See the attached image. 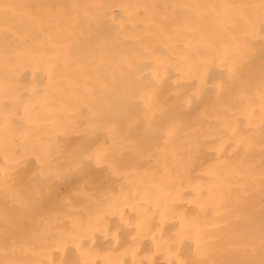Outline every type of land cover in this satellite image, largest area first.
<instances>
[{
  "label": "bare ground",
  "instance_id": "6f19581e",
  "mask_svg": "<svg viewBox=\"0 0 264 264\" xmlns=\"http://www.w3.org/2000/svg\"><path fill=\"white\" fill-rule=\"evenodd\" d=\"M259 2L0 0L19 5L130 6L116 9L128 23L122 25L115 46L94 50L89 49L94 25L79 9L42 26L32 23L28 10L17 9L7 19L0 10V261L124 264L133 257L114 239L117 228L145 238L154 223L166 227L165 241L179 234L198 264H228L244 258L234 242L247 227L252 205L258 222L264 197L259 180L264 121L260 60L257 56L250 62L242 51V42L253 37L232 26L239 15L235 9L194 10L177 29L161 18V9L151 6ZM143 5L149 7H137ZM216 12L219 23L213 20ZM255 42L258 45V36ZM147 62L153 63L165 89L176 86L169 73L178 77L181 86L190 87L199 83L206 70L222 75L234 64L255 73L256 87L237 86L208 97L167 144L161 141L159 148L142 156L117 152L116 158L128 163L115 173L94 167L86 179H59L68 171L71 154L85 141L113 144L114 128L100 131L96 140L91 135L97 131L94 122L101 118L120 123L104 97L120 83L122 73ZM137 103L138 119L152 116L151 98L146 103L138 98ZM244 137L254 141L251 159L236 142ZM37 153L41 163L36 162ZM5 170L24 178L35 175L51 189L38 212L16 215L7 238L2 221ZM130 217L138 219L128 224ZM164 248L165 242L160 241L154 258L167 259L160 254ZM148 250L145 245L144 251Z\"/></svg>",
  "mask_w": 264,
  "mask_h": 264
},
{
  "label": "snow or ice",
  "instance_id": "6c2138e0",
  "mask_svg": "<svg viewBox=\"0 0 264 264\" xmlns=\"http://www.w3.org/2000/svg\"><path fill=\"white\" fill-rule=\"evenodd\" d=\"M125 5L98 4V5H64V4H39V5H19L11 3H0V10H3L5 18L17 9L28 10L29 18L36 25H44L54 17L68 16L70 10H81L88 19L90 25H94V38L89 41V49L94 50L108 45H113L118 41L122 25L128 23L123 15L117 13L116 9H122ZM147 8L149 6H137ZM153 8L161 9V18L168 21L170 25H175L177 29L185 19H190L195 11L206 13L208 9H235L239 15L232 21L233 27H239L247 36L251 35L252 40L242 42L244 57L250 62L259 57V89L262 100V110H264V0L259 4H239V5H203V4H172V5H153ZM103 10L97 13L96 10ZM182 10L175 12L173 10ZM220 13L216 12L213 20L219 23ZM167 27V25H165ZM258 36L259 43L255 42ZM7 38V36H6ZM168 79L172 80L176 86L168 89L164 88V82L159 73L154 69L152 62H147L132 72L122 73L120 83L114 84L111 94L104 97L110 112L119 116L120 123L107 118L95 121L97 131L92 133V138L96 140L100 131L104 129H115L113 144L95 143L81 144L79 148L69 157V168L64 174L59 175V179H69L79 177L86 179L91 170L99 167L105 168L109 173H115L124 164L128 163L125 159H117V152H128L135 156H142L153 148H159L160 142L167 144L174 135L180 130L184 121L193 113L200 109L204 101L211 96L218 95L219 92L231 90L237 86L243 88L256 87V75L251 70L245 71L244 65H232L226 69L222 75L213 74L210 69L206 70L199 79V83L190 87L181 86L179 79L171 73ZM142 99L145 103L149 98L153 101V114L145 117L143 121L138 119L134 113L139 107L137 99ZM158 117V118H157ZM247 159L254 156L252 151L254 141L244 137L239 141ZM16 157L21 160V166L26 167L23 157L17 152ZM259 180L260 190L264 193V121H262V135L259 143ZM36 162L41 163L39 154L35 156ZM255 173V168H252ZM44 169L41 167L40 175ZM50 186L38 180L34 175L24 178L19 175H12L5 170L3 180L4 208L2 211V221L7 238L11 224L17 214L36 213L43 205L46 193L50 192ZM130 217L128 224L137 220ZM123 223V222H122ZM166 227L154 223L150 229L149 237L141 238L127 232L123 227L116 230L118 245L125 249L133 257L131 261L124 264H198L194 259L190 247H185L179 239H169L165 241ZM123 233V235H121ZM159 233V238H157ZM130 237V239H128ZM160 241L165 242L164 251L161 255L167 257L160 261L155 257L159 251ZM63 243V241H58ZM145 245L149 246L147 252L144 251ZM234 246L243 254L242 259H235L228 264H264V197L260 200L259 216L257 222V212L254 205L247 211V227L245 231L234 242ZM6 255H7V245ZM155 250V251H154ZM142 258H137V256ZM259 255V259L256 256ZM0 264H18L14 260L0 261ZM47 264H65L63 260L48 261ZM72 264H80L79 260Z\"/></svg>",
  "mask_w": 264,
  "mask_h": 264
}]
</instances>
